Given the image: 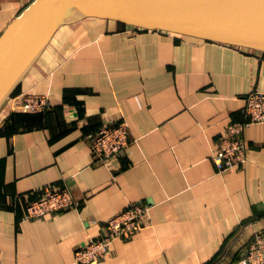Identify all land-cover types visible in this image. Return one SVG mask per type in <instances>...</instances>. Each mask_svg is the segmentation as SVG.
Returning <instances> with one entry per match:
<instances>
[{"label":"crops","instance_id":"1","mask_svg":"<svg viewBox=\"0 0 264 264\" xmlns=\"http://www.w3.org/2000/svg\"><path fill=\"white\" fill-rule=\"evenodd\" d=\"M33 1L0 0V35ZM19 88L50 105L0 116L3 264H78L86 237L138 201L150 224L99 264H241L264 231V123L244 129L240 165L212 157L224 127L246 119L248 93L264 90L263 53L87 18L55 32ZM119 119L130 144L98 161L89 137ZM64 184L75 206L24 218L28 201Z\"/></svg>","mask_w":264,"mask_h":264},{"label":"water","instance_id":"2","mask_svg":"<svg viewBox=\"0 0 264 264\" xmlns=\"http://www.w3.org/2000/svg\"><path fill=\"white\" fill-rule=\"evenodd\" d=\"M87 18L264 54V0H34L0 35V106L55 32Z\"/></svg>","mask_w":264,"mask_h":264},{"label":"built area","instance_id":"3","mask_svg":"<svg viewBox=\"0 0 264 264\" xmlns=\"http://www.w3.org/2000/svg\"><path fill=\"white\" fill-rule=\"evenodd\" d=\"M49 105L47 95L29 92L17 94L13 102L14 108L23 111L46 109ZM244 113L246 119L227 124L216 144L212 157L220 170L236 167L247 159L249 148L243 139V131L251 124L264 123V90L253 89L248 93ZM89 143L98 161L110 162L119 157L130 144L128 122L125 119L104 121L89 137ZM76 204L73 190L67 184L50 186L43 194L25 204L24 218L45 217L68 210ZM150 222V207L147 203L142 201L129 203L105 222L100 236L86 237V241L75 251V261L78 264L101 263L108 256L116 239H129L140 233ZM240 262L264 264V231H258L253 235ZM0 264H3L1 258Z\"/></svg>","mask_w":264,"mask_h":264},{"label":"rangeland","instance_id":"4","mask_svg":"<svg viewBox=\"0 0 264 264\" xmlns=\"http://www.w3.org/2000/svg\"><path fill=\"white\" fill-rule=\"evenodd\" d=\"M33 66V65H32ZM29 71H30V69H29ZM29 73V72H28ZM26 77V76H25ZM23 81V80H22ZM21 85V82L18 84V86L16 87V89L13 91V93L3 102V104L0 106V116H2L5 112H6V110L8 111V110H10V108L12 109V110H22V109H16V108H14V106H13V102H14V100H15V97L17 96V93H19L20 92V88H19V86ZM18 90V92H16ZM16 92V93H15ZM29 93H31V92H29ZM20 94V93H19ZM18 94V95H19ZM23 111V110H22Z\"/></svg>","mask_w":264,"mask_h":264},{"label":"trees","instance_id":"5","mask_svg":"<svg viewBox=\"0 0 264 264\" xmlns=\"http://www.w3.org/2000/svg\"><path fill=\"white\" fill-rule=\"evenodd\" d=\"M117 22V21H116ZM118 23H120V22H118ZM121 25H125V24H123V23H120ZM185 36V35H184ZM186 37H191V38H194V39H198V38H195V37H192V36H186ZM208 42H210V41H208ZM16 92H18V90L16 91ZM15 92V93H16Z\"/></svg>","mask_w":264,"mask_h":264},{"label":"bare ground","instance_id":"6","mask_svg":"<svg viewBox=\"0 0 264 264\" xmlns=\"http://www.w3.org/2000/svg\"><path fill=\"white\" fill-rule=\"evenodd\" d=\"M30 69H31V67H30ZM29 72V70L23 75V77L21 78V80H20V82L25 78V76L27 75V73ZM19 82V83H20ZM3 104V103H2Z\"/></svg>","mask_w":264,"mask_h":264}]
</instances>
